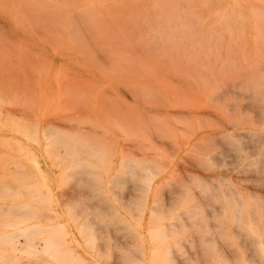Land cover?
<instances>
[{
	"label": "rangeland",
	"instance_id": "obj_1",
	"mask_svg": "<svg viewBox=\"0 0 264 264\" xmlns=\"http://www.w3.org/2000/svg\"><path fill=\"white\" fill-rule=\"evenodd\" d=\"M239 1L0 0V264H264V34Z\"/></svg>",
	"mask_w": 264,
	"mask_h": 264
},
{
	"label": "bare ground",
	"instance_id": "obj_2",
	"mask_svg": "<svg viewBox=\"0 0 264 264\" xmlns=\"http://www.w3.org/2000/svg\"><path fill=\"white\" fill-rule=\"evenodd\" d=\"M233 1V0H232ZM239 9H238V11H239V15H240V18H241V24H242V32L244 33V34H264V0H240L239 1ZM231 5H232V10L233 11H235V9L233 8L234 6H235V2H233V3H231ZM165 16V15H164ZM166 18V17H165ZM157 28V27H156ZM240 28V27H239ZM151 29V28H150ZM153 31V30H152ZM151 31V32H152ZM262 82V81H261ZM227 83V82H226ZM47 134V133H46ZM77 135V134H76ZM59 136V135H58ZM72 144V143H71ZM71 146V145H70ZM94 148V147H93ZM97 149V148H96ZM226 153V152H225ZM102 154H104V153H102ZM102 154H100V155H102ZM106 155V154H105ZM105 155H102L101 157H99L97 160L98 161H101L102 162V160H104V157H105ZM59 158V157H58ZM92 165H95L94 163H92ZM143 166V165H142ZM264 166V165H263ZM131 168V167H130ZM146 168V167H145ZM150 168V167H149ZM126 169H128L127 167H126ZM131 170V169H130ZM148 170H150V169H148ZM151 170H153L152 169V167H151ZM150 170V171H151ZM146 172V171H145ZM155 172V171H154ZM138 173H139V171H138ZM151 173H153V172H151ZM156 173V172H155ZM41 174L43 175L44 174V172L42 171L41 172ZM85 174V173H84ZM148 174V173H147ZM120 175V174H119ZM142 175H144V173L142 174ZM143 177V176H142ZM144 177H146V174L144 175ZM149 177V176H148ZM145 179V178H144ZM149 182H150V179H149ZM152 182V181H151ZM148 186H150V185H148ZM146 190V189H145ZM144 190V191H145ZM148 191V190H147ZM175 191V190H174ZM173 191V192H174ZM234 191V190H233ZM175 193V192H174ZM141 197V196H140ZM141 199V198H140ZM231 199V198H230ZM96 203V202H95ZM248 205H250L252 208H250V206H249V208L250 209H254V205H252L253 204V202H251V200H250V202H249V200H248ZM255 203V202H254ZM258 205H259V203H257ZM231 207H233L234 209H236L237 207H238V202H235V201H232L231 202ZM237 210V209H236ZM239 210V209H238ZM260 210V209H259ZM252 211H254V210H252ZM235 212H237V211H235ZM93 214V213H92ZM236 214V213H235ZM243 215H244V213H242ZM242 214L240 213V215L242 216ZM256 215H257V213H256ZM244 216H246L247 217V213L244 215ZM252 216V215H251ZM258 216V215H257ZM246 217H243V218H246ZM261 217V218H260ZM236 218H238L237 217V215H236ZM242 218V219H243ZM259 218L260 219H263L264 220V216H263V212L262 213H260V215H259ZM123 220H125V219H123ZM237 220V219H236ZM244 222H245V224L247 225V227L250 229V230H252V231H254L255 233H257L258 235H260V236H263V232H264V229L262 230V229H260L261 227H257L256 225H255V222L256 221H253L251 218H250V220H244ZM240 223H241V221H240ZM260 223V222H259ZM242 225V224H241ZM262 225V224H261ZM34 226V225H33ZM41 226V225H40ZM263 226V225H262ZM34 227H36V226H34ZM54 227V231L55 232H57V234H58V231L60 230V228L58 227V226H53ZM162 228L163 227H157L154 231V235L156 236V235H159L160 234V232H162ZM241 228V227H240ZM31 229V228H30ZM29 229V226L28 227H24V228H19L18 229V231L19 230H21V231H29L30 230ZM47 229V228H46ZM81 229V228H80ZM34 230V229H33ZM32 230V231H33ZM110 230V229H109ZM48 231V230H47ZM108 231V230H107ZM238 231H240V230H238ZM20 232V231H19ZM44 232H46V231H44ZM242 232V231H241ZM17 233V232H16ZM52 233V232H51ZM63 232H61V234H62ZM3 234H5V233H3ZM11 234V233H10ZM10 234H8V235H10ZM14 234V233H13ZM239 234H240V232H239ZM241 235V234H240ZM2 236V235H1ZM10 236H12V235H10ZM54 236H56V235H54ZM52 237V236H50V237H46V238H44V242H45V240H47V247H48V249H55V251L57 250V247L60 245L59 243H58V241H57V238H58V236H57V238H55V237ZM62 236H65V235H63L62 234ZM4 237V236H3ZM13 237H15V236H13ZM13 237H10V238H13ZM9 238V237H8ZM8 238L7 237H4V239H7L8 240ZM10 238H9V240H8V242H9V244H10V246L13 248V249H16V247H13V246H15V245H12V243H11V241H12V239H11V241H10ZM65 238V237H64ZM262 238V237H261ZM4 239H3V242H4ZM14 239V238H13ZM41 239H42V237H41ZM251 239V238H250ZM252 240V239H251ZM263 240V239H262ZM35 241V240H34ZM33 241V243L35 244V242ZM65 242H66V240H65ZM253 242H255L254 240H253ZM256 242H257V244H259V246H262V244H261V241L260 240H256ZM6 243V242H5ZM30 245V246H35V245ZM65 245H66V243H65ZM9 246V247H10ZM29 246V247H30ZM44 246H46V242H45V245ZM43 247V246H42ZM41 247V248H42ZM68 247V246H67ZM39 248V247H38ZM40 248V249H41ZM44 248H46V247H44ZM71 248H73V247H71ZM261 248V247H260ZM259 248V249H260ZM35 249H37V246H35ZM47 249V248H46ZM74 249V250H73ZM73 249H68V250H66L65 252H66V254H68L70 257L72 256V257H74V256H76V257H78L77 259H79L80 260V262H83L82 264H86L85 262V260H84V258L81 256V254L79 253V252H77L76 250H75V248H73ZM237 249V248H236ZM258 249V250H259ZM245 250V249H244ZM54 252V251H53ZM65 252L63 253V254H65ZM258 252H261L260 250L258 251ZM55 254H59L60 253V251L59 252H54ZM47 254V253H46ZM259 254H261V253H259ZM16 256V255H15ZM68 257V256H67ZM18 259V258H17ZM70 259H73V258H70ZM76 260V259H75ZM241 261V260H240Z\"/></svg>",
	"mask_w": 264,
	"mask_h": 264
}]
</instances>
